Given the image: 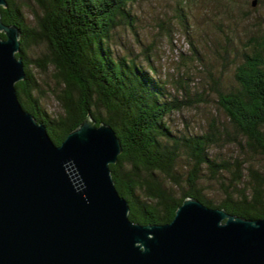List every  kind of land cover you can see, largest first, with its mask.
I'll list each match as a JSON object with an SVG mask.
<instances>
[{
    "label": "trees",
    "instance_id": "trees-1",
    "mask_svg": "<svg viewBox=\"0 0 264 264\" xmlns=\"http://www.w3.org/2000/svg\"><path fill=\"white\" fill-rule=\"evenodd\" d=\"M137 2L36 0L40 13L31 26L17 0H7L8 7L1 8L3 22L18 26L22 35L18 57L26 78L16 85L21 104L46 125L57 145L89 114L97 126L104 123L116 131L123 151L110 168L135 223L168 224L188 197L246 219H264V22L241 50H229L226 34L222 60L234 67V83L225 85L221 77L219 82L213 77V83L227 124L214 119L204 134L176 136L166 118L184 108L182 101L152 74L157 70L149 54L147 69L133 54L120 55L116 49L120 29L138 35ZM228 2L238 7L235 0ZM254 2L261 0H249L250 6ZM179 5L180 21L187 26ZM242 13V18L250 17ZM229 17L238 23L237 16ZM40 44L47 52L32 59L30 48ZM33 65L55 72L54 95L62 109L57 118L34 96L39 84ZM222 141L238 146L243 155L233 160L212 156V147ZM182 158L188 162L185 171L179 165Z\"/></svg>",
    "mask_w": 264,
    "mask_h": 264
},
{
    "label": "water",
    "instance_id": "water-1",
    "mask_svg": "<svg viewBox=\"0 0 264 264\" xmlns=\"http://www.w3.org/2000/svg\"><path fill=\"white\" fill-rule=\"evenodd\" d=\"M256 2H254V6ZM0 0V264H264V219L188 197L168 224L142 225L110 166L123 149L91 114L61 145L21 104V30Z\"/></svg>",
    "mask_w": 264,
    "mask_h": 264
},
{
    "label": "rangeland",
    "instance_id": "rangeland-1",
    "mask_svg": "<svg viewBox=\"0 0 264 264\" xmlns=\"http://www.w3.org/2000/svg\"><path fill=\"white\" fill-rule=\"evenodd\" d=\"M228 1L138 0L133 6L138 18V35L129 28L120 29L117 33L116 49L119 54H133L131 57L138 58L147 69L145 57L149 54L150 64L157 70L152 74L166 82L172 96L178 97L184 104L182 110L174 111L166 118L176 136L204 134L214 119L218 124H227L213 83V77L216 82L221 77L225 85L234 83V67L230 64L224 66L222 60L229 41L226 34L231 41L229 50L233 51L235 47L241 50L252 35L258 34L259 24L264 22V0L254 7L250 6L249 0H235L236 8L233 2ZM17 2L27 23L34 26L35 14L40 13L36 0ZM179 4H182L183 15L187 17V26L180 21ZM242 11L250 17L242 18ZM229 14L237 16V24L230 20ZM46 52L45 45H33L29 56L38 59ZM31 71L39 84L34 96L52 118L59 117L62 109L54 95V91L58 90L54 70L49 68L43 72L33 65ZM211 155L233 160L243 154L238 146L222 141L212 147ZM187 163L183 158L180 160L181 170H186ZM204 179L211 183L207 177Z\"/></svg>",
    "mask_w": 264,
    "mask_h": 264
}]
</instances>
